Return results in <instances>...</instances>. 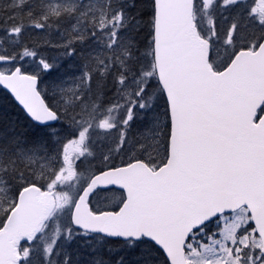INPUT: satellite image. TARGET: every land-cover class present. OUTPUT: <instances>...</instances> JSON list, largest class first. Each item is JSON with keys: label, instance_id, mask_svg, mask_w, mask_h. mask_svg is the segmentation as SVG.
I'll list each match as a JSON object with an SVG mask.
<instances>
[{"label": "snow or ice", "instance_id": "snow-or-ice-1", "mask_svg": "<svg viewBox=\"0 0 264 264\" xmlns=\"http://www.w3.org/2000/svg\"><path fill=\"white\" fill-rule=\"evenodd\" d=\"M0 264H264V0H0Z\"/></svg>", "mask_w": 264, "mask_h": 264}]
</instances>
